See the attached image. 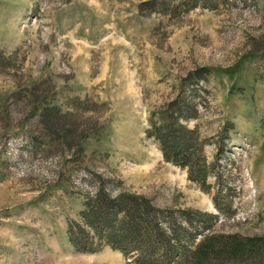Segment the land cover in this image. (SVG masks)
Segmentation results:
<instances>
[{
	"label": "rangeland",
	"instance_id": "obj_1",
	"mask_svg": "<svg viewBox=\"0 0 264 264\" xmlns=\"http://www.w3.org/2000/svg\"><path fill=\"white\" fill-rule=\"evenodd\" d=\"M181 92L204 183L148 133ZM44 103L67 113L66 135L44 129ZM100 185L214 216L182 219V242L264 239V0H0V264H140L104 243L116 219L87 222ZM80 228L99 248H76Z\"/></svg>",
	"mask_w": 264,
	"mask_h": 264
},
{
	"label": "trees",
	"instance_id": "obj_2",
	"mask_svg": "<svg viewBox=\"0 0 264 264\" xmlns=\"http://www.w3.org/2000/svg\"><path fill=\"white\" fill-rule=\"evenodd\" d=\"M207 71L206 66H200L188 77L198 81L206 77ZM185 96L181 92L170 100L159 111V120L151 124L148 133L157 138L166 160L186 167L189 178L204 183L210 166L205 164L197 128L187 125L186 121L196 115L197 109L193 97ZM66 115L55 104L44 103L38 110L44 129L57 137L70 131V123L63 121ZM214 202L220 206L216 197ZM85 204L83 214L96 232L101 223L116 219L117 226L113 225L104 243L122 250L130 246L137 248L140 253L136 259L140 264H264V239L261 237L205 232L196 243L182 242L179 235V231L185 230L182 219L188 225L197 222L203 227L214 217L206 211L187 207L180 208L177 215L171 208L157 206L144 194L125 190L113 193L103 185L98 186ZM120 212L122 215L118 217ZM177 217L181 218L180 222ZM163 223L167 224L170 233ZM71 239L79 250L99 248L96 246L99 244H88L87 232L81 228Z\"/></svg>",
	"mask_w": 264,
	"mask_h": 264
}]
</instances>
